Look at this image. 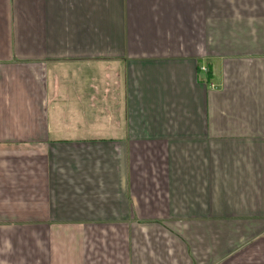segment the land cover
<instances>
[{
	"label": "crops",
	"instance_id": "crops-1",
	"mask_svg": "<svg viewBox=\"0 0 264 264\" xmlns=\"http://www.w3.org/2000/svg\"><path fill=\"white\" fill-rule=\"evenodd\" d=\"M0 264H264V0H0Z\"/></svg>",
	"mask_w": 264,
	"mask_h": 264
}]
</instances>
